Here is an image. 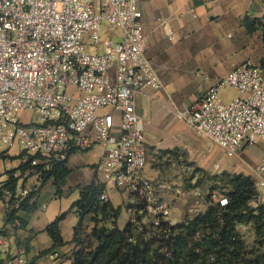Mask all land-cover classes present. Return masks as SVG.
I'll use <instances>...</instances> for the list:
<instances>
[{"label": "built area", "instance_id": "2783aa9c", "mask_svg": "<svg viewBox=\"0 0 264 264\" xmlns=\"http://www.w3.org/2000/svg\"><path fill=\"white\" fill-rule=\"evenodd\" d=\"M139 3L0 0V146L18 143L26 154L22 163L30 156L39 157L33 165L41 160L62 162L73 152L101 146L106 159L98 169L107 173L114 189L132 198L130 220L135 223L139 218L150 226L163 245L160 254L171 257L172 249L166 246L175 238L171 227L182 225L185 231L210 206L224 208L229 199L214 190L203 201L196 200L189 216L181 218L161 196L163 186L146 174L145 123L136 112L135 95L162 85L146 57ZM224 87L236 93L231 100L222 95ZM22 113H31L37 120L32 118L26 125ZM176 117L230 159L264 143V65L237 66L200 101L176 112ZM6 159L0 157V196L13 199L17 207L30 190L7 189ZM255 179L253 207L264 204L259 193L264 188V156ZM100 201L110 202V193L103 192ZM217 218L223 225L220 209ZM248 229L247 224L237 225V237L243 239ZM202 242L203 236L197 234L190 243ZM11 247V237L0 232V256ZM195 252L201 253L199 248ZM208 259L214 262L215 254ZM14 262L27 264L23 253L8 258V264Z\"/></svg>", "mask_w": 264, "mask_h": 264}, {"label": "crops", "instance_id": "0c3cea01", "mask_svg": "<svg viewBox=\"0 0 264 264\" xmlns=\"http://www.w3.org/2000/svg\"><path fill=\"white\" fill-rule=\"evenodd\" d=\"M139 6L145 25L146 57L162 85L161 89L148 88L135 95L136 112L145 123L146 174L163 186L160 194L165 201L176 203L181 180L176 167L185 162L186 156L207 159L215 168L223 170L234 164L226 166L219 158L224 153L178 120L176 112L200 101L237 66L245 62L261 64L264 60L262 32H248L244 19L246 16L262 19L264 0H140ZM221 93L226 100L236 94L228 87ZM25 114L20 117L27 125L34 117L28 113L29 118L24 120ZM255 147L241 152L239 165L250 170L246 174L254 179L255 169L264 156V151ZM6 151L5 180L22 163V148L18 143ZM105 159L106 153L99 145L72 153L67 161L70 174L60 190L54 179L42 186L39 175L27 172L20 178L17 190L42 187L35 210L18 213L23 227L19 221L8 224L9 199L0 196V231L12 239L11 251L0 256V264H8L9 257L22 253L27 264H72V241L79 217L71 207L80 198L78 187L92 182L105 185L111 205L118 207L120 213L124 207L130 221L128 204L133 202L132 198L123 190L114 189L107 173L98 169ZM259 193L264 197V188ZM62 214L66 216L60 221L59 230L65 245L44 254L53 246L45 229ZM84 225L92 226L91 216L85 218Z\"/></svg>", "mask_w": 264, "mask_h": 264}, {"label": "trees", "instance_id": "16d2710c", "mask_svg": "<svg viewBox=\"0 0 264 264\" xmlns=\"http://www.w3.org/2000/svg\"><path fill=\"white\" fill-rule=\"evenodd\" d=\"M244 25L250 33L261 31L264 45V17L252 19L246 16ZM261 64L264 65V60ZM6 155L7 151L0 153V157ZM25 155L22 153L21 159ZM38 158L30 156L17 169L9 172V191L16 192L20 178L27 172L39 175L42 186L49 179H54L55 186L60 190L70 174L68 158L62 162L41 160L38 165H33L32 161ZM18 173L19 176L16 175ZM209 182L215 183L212 191L218 190L228 197L229 204L224 208L210 206L205 214L190 221L184 228L185 231L181 230L182 225L171 227L175 238L166 245L172 249L171 257L160 254L162 243L157 242L152 235V228L144 225L141 219L137 218L135 223L130 220L123 229L117 226L119 209L114 208L110 202L100 201L105 185L92 182L89 186L78 187L80 198L71 207L79 217L72 241V264H264V204L259 203L256 207L250 204L257 196L254 179L242 174L222 173L210 177ZM42 186L30 191L17 207L14 206L13 199L9 201L8 224L15 225L19 221L24 226L18 213L35 210L36 197ZM219 209L222 212L223 225L217 218ZM65 216L66 214L60 215L45 229L53 241V246L44 254L65 245L59 230V223ZM87 216L92 217L90 227L84 225ZM240 224H247L254 231L256 246L250 250L245 240L237 237L236 226ZM197 234L203 236V242L190 243ZM215 235H219L220 239ZM197 248L200 249V254L195 252ZM210 254H215L214 262H209Z\"/></svg>", "mask_w": 264, "mask_h": 264}, {"label": "rangeland", "instance_id": "374dc122", "mask_svg": "<svg viewBox=\"0 0 264 264\" xmlns=\"http://www.w3.org/2000/svg\"><path fill=\"white\" fill-rule=\"evenodd\" d=\"M103 36H105L104 32H103ZM28 118H29V114L26 113L23 116V119L27 120ZM34 120H37V118L34 117ZM255 146H256L255 148L258 151H264V143L259 142ZM7 149H8L7 146L1 145L0 153L5 152ZM240 154L238 155L237 158L235 159L233 158L234 160L227 158L225 156L219 155V158H221V161L224 162L226 166L234 163L233 166L227 170H223V168H220V169L215 168L213 162L207 161V159H203V158L200 159L198 156L197 157L186 156L185 162L180 163V165L176 167V170L178 171L180 175L178 177H181L180 178L181 180H180V185L178 187L180 191L177 196V198L179 199L175 200L177 201L176 203H174L173 201L169 204V206L173 208L175 212L174 214L180 216L181 218H184V217L187 218L190 214L189 209L193 208L194 202L196 200L203 201L205 198L209 197V195L212 193V190H211L212 187L215 186V183L209 182L210 177H213L215 175H220L224 173L225 171L231 175L242 174V175L247 176L246 173L248 172L250 173V170H247L246 168L244 169L239 168ZM9 160H12V158L11 159L9 158ZM254 181L256 180L254 179ZM120 210H121V213L119 215V220L117 221V226L120 229L121 228L123 229L129 222V216H128L127 210L124 207H122ZM145 221L147 223L150 221V219H146ZM243 237L248 247V250L256 246L254 244L256 237L251 227L244 233Z\"/></svg>", "mask_w": 264, "mask_h": 264}]
</instances>
